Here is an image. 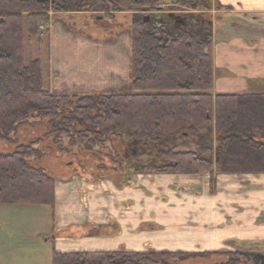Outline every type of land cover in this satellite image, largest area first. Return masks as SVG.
I'll use <instances>...</instances> for the list:
<instances>
[{
    "label": "trees",
    "instance_id": "16d2710c",
    "mask_svg": "<svg viewBox=\"0 0 264 264\" xmlns=\"http://www.w3.org/2000/svg\"><path fill=\"white\" fill-rule=\"evenodd\" d=\"M174 2L206 7L205 0ZM161 4V0H0V138L16 141L18 127L33 120L47 123L45 134L53 137L58 150H68L64 136L71 146L90 153L127 139L131 145L124 164L133 165V173H209L211 193L217 190L218 175L264 174V92H213L210 36L199 39L187 30L173 34L169 19L144 21L133 14L132 92L53 91L46 86L42 59H25L26 39L35 37L39 46L49 40L55 13L113 17L119 10L158 9ZM43 26L46 38L40 33ZM175 139L200 145L181 148ZM41 141L0 151V203L48 206L55 213L56 179L31 162L43 154ZM213 254L227 256L217 264H264L261 252L154 248L54 251L52 264H173Z\"/></svg>",
    "mask_w": 264,
    "mask_h": 264
},
{
    "label": "rangeland",
    "instance_id": "374dc122",
    "mask_svg": "<svg viewBox=\"0 0 264 264\" xmlns=\"http://www.w3.org/2000/svg\"><path fill=\"white\" fill-rule=\"evenodd\" d=\"M174 5L172 2H166L164 6L161 4L158 9L163 11L178 10L179 7H173ZM137 11L144 21L147 16L155 17L144 6L137 8ZM56 15L58 17L59 14H53V18ZM64 17L68 20V26L65 24V28L71 29L70 31L74 35L103 41L116 39L132 22L130 14H118L111 17L104 13L97 15L80 12L70 13ZM230 31L232 30L217 29L221 38L228 37ZM40 33L46 38L45 26L41 28ZM49 40L46 38L44 44L39 46L35 37L30 41L26 39V61L31 58H41L46 78L47 61L51 54ZM45 81L47 83L46 79ZM115 90L132 92L131 76L126 84ZM48 130L49 127L45 121L30 120L29 123L18 127L14 134L16 141L9 142L0 138V151H12L19 144L42 138L43 141L39 143L38 147L42 149L43 154L38 158L31 159L34 165L43 167L58 182L67 179L73 180L76 190L88 191L87 193L90 194L89 189L96 187L101 196H97L98 193L95 192L94 197L97 199L95 201L93 199L91 208L103 200L107 201L106 204H102L104 207L100 206L101 210L105 211L104 214L109 212L110 217H113L117 223L114 226H108L107 229L104 227L96 229L98 234H107L118 230L123 224L117 218L124 214L133 216L135 213V217L141 219L140 233L143 237L142 243L138 244L136 248L139 245L142 247L135 248V251H147L155 248L159 251L172 252L246 250L264 253V242L262 241H245L238 238L237 240H223L222 244L218 245V241L222 238L226 239L228 235H245L248 238L253 233L264 234V230L262 231L261 228L255 229L249 223L243 225L244 223L240 222L244 216L253 215L257 225L264 224V177L219 175L216 182L217 190L209 195L210 179L203 173L200 175H162L151 178H149L150 174L133 173V165L127 167L124 164L128 153L127 146L131 145L127 139L111 143L101 153L100 150L97 153H90L83 151L79 145L71 146L69 138L64 136L63 145L68 150H58L53 142V137L45 134ZM175 142L181 148H195L200 145L199 142L191 143L178 139H175ZM210 145L213 148L214 142H210ZM119 165L123 167H119ZM140 177L143 181L152 180L142 182V191L135 189L136 194L129 192L130 194L126 198H124V194H119L125 186L124 179L137 182ZM102 181L109 184L110 196L101 192ZM183 187L185 188L183 189ZM188 187L193 192H207L198 197L199 201L195 204V200L188 199L187 195H182L184 198L181 201L179 198L184 192L182 190H187ZM123 191H127V188ZM129 198L135 201V205L126 207L125 203ZM214 204H216V210L212 211ZM106 206L109 208L106 209ZM233 211L236 212L237 221L235 215H231ZM199 212L200 214L197 216L195 213ZM189 213H194L195 217L190 216ZM54 216L53 210L48 206L0 203V264H52V256L56 250H62V252L100 250L75 248L77 244L66 239L84 237L80 234L86 233L88 229L84 226L82 230L71 227L61 231L57 228L54 230ZM226 220L228 224L224 223ZM204 221H208V223L214 221L217 225L215 232L211 233V238H208L206 234L211 230ZM263 236L261 235V237ZM52 237L56 238V242ZM57 246L63 247V249H59ZM226 258L227 256L213 254L211 257L199 256L173 262V264H217Z\"/></svg>",
    "mask_w": 264,
    "mask_h": 264
},
{
    "label": "crops",
    "instance_id": "0c3cea01",
    "mask_svg": "<svg viewBox=\"0 0 264 264\" xmlns=\"http://www.w3.org/2000/svg\"><path fill=\"white\" fill-rule=\"evenodd\" d=\"M176 0H161L162 6L166 2L175 4L173 7H179L178 10L163 11L162 9H154L144 6L149 13L156 16V19L166 21L169 19V30L173 34L187 30L192 31L199 39H205L210 36L213 45L214 60V93H242V92H264V0H205L206 7H194L196 2L186 4H176ZM177 7V8H178ZM172 9V8H171ZM80 12L56 13L51 23L50 34V59H48V69L46 70V85L57 92L65 93H85L93 91L119 92V87L126 84L131 76V26L133 17H130L131 24L116 39L103 41L92 40L90 37L76 36L65 28L68 26L66 18L68 14ZM100 15L97 12H82ZM137 10H122L116 12L118 14H137ZM231 29L228 37H219L217 29ZM191 174V175H200ZM151 177L162 175H188V174H150ZM208 176L209 173L203 172ZM230 175L232 174H221ZM244 175V174H239ZM258 175L264 177V174H245ZM219 176V175H218ZM248 177V176H247ZM151 181L146 179L144 181ZM141 177L137 182L130 181L129 184L121 189L120 195L124 194L126 198L130 193L136 194L142 191L141 183L144 182ZM153 183V182H151ZM109 184L102 181L100 186L104 195L110 196ZM73 180L56 181V201L57 206L54 216V230L81 229L85 226L86 233L80 234L81 238H67L75 245L77 249H100L118 250L134 249L138 244L142 243L141 219L129 214H124L117 219L123 225L113 232L98 234L96 229L117 223L109 212L104 214L100 206L106 204V200L97 203L91 208V203L96 187H91L88 191L76 190ZM192 186V185H191ZM127 191H123L126 190ZM173 188V187H172ZM185 187H183L184 189ZM209 188V184H208ZM182 190V189H181ZM198 190V189H197ZM99 191V189H98ZM182 195H187L188 199L195 200L194 204L199 201L198 197L204 195L207 191L199 193L193 192L188 187L182 190ZM59 193V194H58ZM97 196H101L97 192ZM208 194L212 195L210 188ZM196 197V198H195ZM209 197V196H207ZM120 199V198H119ZM121 200V199H120ZM127 205H135V201L130 198L126 200ZM123 203V201H121ZM68 207V208H67ZM104 207V206H103ZM106 209L109 206L105 207ZM212 211L216 210V204ZM235 211L231 215H235ZM197 216L200 214L195 213ZM194 216V213H189ZM236 221H237V216ZM63 218V219H62ZM242 219V218H241ZM211 231L206 234L211 238V233L215 232L217 225L215 222L204 221ZM241 223H249L250 226L261 228L264 230V224L257 225L253 215L244 216ZM203 223V222H202ZM226 224L227 220L224 222ZM242 226V225H241ZM91 227V228H90ZM113 229V228H112ZM111 229V230H112ZM109 230V231H111ZM99 232V231H98ZM104 233V232H100ZM255 234V235H253ZM248 238L245 235H228L226 239H220L218 245L223 240H237L241 238L245 241H262L264 242V234L253 233ZM56 242V238H52ZM145 242V241H144ZM151 244V243H148ZM59 249L63 247L57 246ZM142 247L139 245L136 249ZM155 249V248H154ZM61 251L62 250H56Z\"/></svg>",
    "mask_w": 264,
    "mask_h": 264
},
{
    "label": "water",
    "instance_id": "95a60500",
    "mask_svg": "<svg viewBox=\"0 0 264 264\" xmlns=\"http://www.w3.org/2000/svg\"><path fill=\"white\" fill-rule=\"evenodd\" d=\"M157 21V22H159V20L158 19H156V16L154 17V16H147L146 17V19H145V21ZM207 52V51H206Z\"/></svg>",
    "mask_w": 264,
    "mask_h": 264
}]
</instances>
